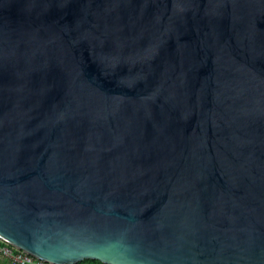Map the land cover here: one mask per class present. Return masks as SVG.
<instances>
[{"label": "water", "instance_id": "1", "mask_svg": "<svg viewBox=\"0 0 264 264\" xmlns=\"http://www.w3.org/2000/svg\"><path fill=\"white\" fill-rule=\"evenodd\" d=\"M101 225L264 264V0H0V239L78 264Z\"/></svg>", "mask_w": 264, "mask_h": 264}, {"label": "clouds", "instance_id": "2", "mask_svg": "<svg viewBox=\"0 0 264 264\" xmlns=\"http://www.w3.org/2000/svg\"><path fill=\"white\" fill-rule=\"evenodd\" d=\"M98 246L105 255L95 257L97 264H160L150 248H146L130 226L101 225L95 233Z\"/></svg>", "mask_w": 264, "mask_h": 264}, {"label": "built area", "instance_id": "3", "mask_svg": "<svg viewBox=\"0 0 264 264\" xmlns=\"http://www.w3.org/2000/svg\"><path fill=\"white\" fill-rule=\"evenodd\" d=\"M0 257L4 258L9 264H54L20 250L2 239H0Z\"/></svg>", "mask_w": 264, "mask_h": 264}, {"label": "trees", "instance_id": "4", "mask_svg": "<svg viewBox=\"0 0 264 264\" xmlns=\"http://www.w3.org/2000/svg\"><path fill=\"white\" fill-rule=\"evenodd\" d=\"M0 264H9L4 258L0 257ZM15 264V263H11ZM78 264H97L96 260H84L83 262H80Z\"/></svg>", "mask_w": 264, "mask_h": 264}]
</instances>
